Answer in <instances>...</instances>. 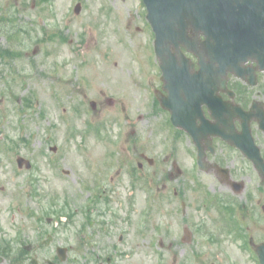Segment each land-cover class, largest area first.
<instances>
[{
	"label": "rangeland",
	"instance_id": "374dc122",
	"mask_svg": "<svg viewBox=\"0 0 264 264\" xmlns=\"http://www.w3.org/2000/svg\"><path fill=\"white\" fill-rule=\"evenodd\" d=\"M2 2L0 12L13 10L19 33L9 35L4 31L0 44L10 46L5 39L9 35L24 56L19 61L0 58V255H6L4 264H11L12 249L21 244L34 246L35 256L44 259L55 256L56 246L71 244L70 232L60 230L62 223L55 229L49 205L55 198L61 204L68 200L71 208L84 209L88 195L81 196L78 186L81 178L89 176L82 161L88 156L95 163L102 159L112 168V175L105 176L104 181L108 182L110 210L122 219L125 232L129 231L126 250L133 255L125 264H178L188 247L193 246L182 242L185 233L182 214L177 211L179 205L165 204L166 209L161 210L155 202L150 217L161 229L150 224L151 229L145 232L137 219L144 210L146 190L128 187L130 172L141 162V153L154 160L166 154L164 146L158 147L161 142L155 139L154 129L150 131V97L142 88L143 82L151 84L152 77L140 72L128 52L134 45L141 49L146 37L137 18L138 0H55L43 8L33 0ZM77 2L82 3L78 16L71 9ZM7 26L14 30L12 23ZM61 33L68 37L67 42L61 41ZM141 57L146 68L151 69L149 43ZM5 74H11L9 79ZM31 93L36 98L34 107L22 112L21 100ZM93 101L95 110L90 106ZM77 106L85 113L81 118L71 110ZM76 130L84 131L85 138H70ZM22 138H28L30 145H24ZM81 141L88 151L81 147ZM53 146L57 148L55 153L50 151ZM177 150L176 163L181 171L177 172L173 165L169 174L171 185L181 190L190 180L187 172L191 163L185 148L179 146ZM18 155L32 163L31 170L18 169ZM171 160L169 157L148 169L158 179L160 190L166 187V182L160 183L166 178ZM48 162H58L62 172L49 167ZM102 170L103 167L99 172ZM153 183L144 187L156 191ZM100 210L105 212V205ZM48 219L53 220L50 223ZM77 223H83L81 217ZM48 235L54 242L46 247L42 241ZM151 239L163 241L164 245L159 246L161 254L152 251ZM211 253L202 260L203 264L216 261L218 252Z\"/></svg>",
	"mask_w": 264,
	"mask_h": 264
},
{
	"label": "flooded vegetation",
	"instance_id": "af4514ba",
	"mask_svg": "<svg viewBox=\"0 0 264 264\" xmlns=\"http://www.w3.org/2000/svg\"><path fill=\"white\" fill-rule=\"evenodd\" d=\"M257 77L255 86L250 87L249 96L246 98L245 94L241 93L243 106H247L250 99L260 90L263 91L262 94L264 96V73H259ZM253 101L252 99L247 106L248 114L246 120L249 123L247 134L241 139L243 152L241 150H234L231 152V155H227L228 153L216 154L212 160L215 163L217 162L219 170L227 169L228 176L233 180L241 181L245 178L249 179L253 188L263 198L262 202L264 203V179H262L258 171V168L264 165V116L263 121H261L260 114L262 108H254L252 105ZM262 105L264 110V102ZM229 166L230 168H228ZM231 168L234 169L232 170ZM217 178L219 183L225 184V179L219 173L217 174ZM243 219L250 221V219H258V217L254 215L250 218V214L248 213L243 215Z\"/></svg>",
	"mask_w": 264,
	"mask_h": 264
},
{
	"label": "water",
	"instance_id": "95a60500",
	"mask_svg": "<svg viewBox=\"0 0 264 264\" xmlns=\"http://www.w3.org/2000/svg\"><path fill=\"white\" fill-rule=\"evenodd\" d=\"M162 1H165V2H166L167 0H162ZM150 4H152L151 1H150ZM149 20L152 22L154 28H155L158 32L161 30V33H162V34H165V33L162 31V29L167 28L168 26H167L166 24H158V23L156 22V18H155V16L153 15L152 12H151L150 15H149ZM160 36H162V35L160 34ZM167 45H169V43H168ZM191 49H192V48H191Z\"/></svg>",
	"mask_w": 264,
	"mask_h": 264
}]
</instances>
